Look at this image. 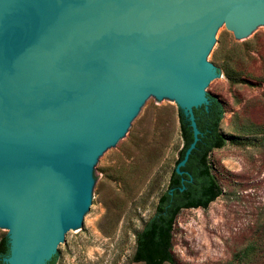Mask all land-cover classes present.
<instances>
[{"label": "water", "instance_id": "1", "mask_svg": "<svg viewBox=\"0 0 264 264\" xmlns=\"http://www.w3.org/2000/svg\"><path fill=\"white\" fill-rule=\"evenodd\" d=\"M262 24L264 0H0L6 264H44L79 230L93 177L155 96L177 100L193 128L182 172L223 27L248 38Z\"/></svg>", "mask_w": 264, "mask_h": 264}, {"label": "rangeland", "instance_id": "2", "mask_svg": "<svg viewBox=\"0 0 264 264\" xmlns=\"http://www.w3.org/2000/svg\"><path fill=\"white\" fill-rule=\"evenodd\" d=\"M204 87L225 114L226 144L210 162L222 193L207 208L183 209L165 264H264V24L248 38L223 27ZM177 100L155 96L95 176L94 212L54 247L55 264H143L136 238L167 188L183 145ZM9 228L0 225V240ZM49 257V258H50ZM48 258V259H49Z\"/></svg>", "mask_w": 264, "mask_h": 264}, {"label": "trees", "instance_id": "3", "mask_svg": "<svg viewBox=\"0 0 264 264\" xmlns=\"http://www.w3.org/2000/svg\"><path fill=\"white\" fill-rule=\"evenodd\" d=\"M208 103L194 107L199 139L192 149L185 165L177 171L178 163L194 139L193 128L183 109L178 107L182 148L173 168L167 188L158 198L154 213L144 223L136 238L134 260L143 264H165L174 261L173 230L177 216L183 209L207 208L222 193L219 181L213 172L210 154L226 144L221 130L225 109L222 101L207 93ZM9 253L8 236L0 240V264H6L4 257ZM54 255L44 264H55Z\"/></svg>", "mask_w": 264, "mask_h": 264}]
</instances>
